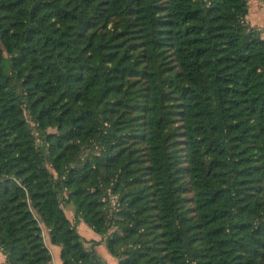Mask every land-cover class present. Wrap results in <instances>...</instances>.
I'll return each mask as SVG.
<instances>
[{
	"label": "trees",
	"instance_id": "obj_1",
	"mask_svg": "<svg viewBox=\"0 0 264 264\" xmlns=\"http://www.w3.org/2000/svg\"><path fill=\"white\" fill-rule=\"evenodd\" d=\"M248 14V0H0L4 264H53L43 226L63 264H106L81 221L119 264H264V38Z\"/></svg>",
	"mask_w": 264,
	"mask_h": 264
},
{
	"label": "crops",
	"instance_id": "obj_2",
	"mask_svg": "<svg viewBox=\"0 0 264 264\" xmlns=\"http://www.w3.org/2000/svg\"><path fill=\"white\" fill-rule=\"evenodd\" d=\"M249 3V14L247 16V23H249L252 27H254L256 30H258L262 36V38H264V0H248ZM78 226L83 229H85L87 231V235H82L85 239L89 240V241H94L97 243H100L102 238L99 234L97 233H93L90 232L89 229L87 228V225L81 221ZM43 230H44V235L46 236V227L44 228L43 226ZM89 231V232H88ZM44 236V237H45ZM45 239V243L48 247V249L50 250L54 263L55 264H63L62 260L61 261H57L56 260V256L57 258L59 257L58 255H61V248L56 246V245H50V234H47V237L44 238ZM86 248L88 249V246L86 245ZM100 248L101 249H106L107 252H105V250L103 252H100ZM97 253L102 257V259L104 260V262L106 264H119V262L117 261V259H115L107 250L106 245L104 244H100L98 245L96 248ZM88 250H92L91 248H89ZM55 251V254L53 253ZM115 259V262H114ZM117 262V263H116ZM5 263V258L3 256V254L0 252V264H4Z\"/></svg>",
	"mask_w": 264,
	"mask_h": 264
},
{
	"label": "rangeland",
	"instance_id": "obj_3",
	"mask_svg": "<svg viewBox=\"0 0 264 264\" xmlns=\"http://www.w3.org/2000/svg\"><path fill=\"white\" fill-rule=\"evenodd\" d=\"M27 119L29 120V122H30V126L32 127V129H33V131H34V133H35V135H36V137L38 138V145H42L43 144V141H42V138H41V134H40V132L36 129V126H35V124L33 123V121L31 120V118H30V116H29V114L27 113ZM53 132H55V130H52V129H50V130H48L47 131V133H53ZM98 147L97 146H95L94 148H83V150H82V152H81V154H80V156H79V158H80V161H84L87 157H89L90 156V154L93 152V151H97L98 152ZM52 170V169H51ZM53 171V170H52ZM192 196V194H188V197H191ZM117 197H115V196H112L111 197V205H112V207H111V211L109 212V216L112 218L113 217V214H115L116 212H117V208H118V203H117ZM62 207H63V209H64V211H65V213H66V215H67V217L75 224L76 223V220H75V214H76V209H75V207H74V205L73 204H69V203H67L66 202V200H65V197H63V199H62ZM45 228V227H44ZM87 228H90L88 225H87ZM77 229H78V232L81 234V235H87V231L85 230V229H83L82 227L80 228L79 226H77ZM47 228H46V232H47ZM89 231L90 232H93L94 233V231L90 228L89 229ZM88 231V232H89ZM114 231V228H111L110 229V231H109V233H108V235L110 234V233H112ZM49 233V230H48V232L46 233V236L44 235V231H43V236H45V237H47V234ZM44 237V238H45ZM106 237H107V235L104 237V236H101V238H102V240H101V242L100 243H98V244H96L94 241H89V240H87V239H85L86 241H87V243H86V245L88 246V249L89 248H91V249H94L95 251H96V247L98 246V245H100V244H104V245H106L105 244V239H106ZM50 241H51V238H50ZM50 245H53L52 244V242H50ZM105 250V252H107L106 251V249H101L100 248V252H103ZM1 252V251H0ZM97 252V251H96ZM54 254H55V251L53 252ZM98 254V253H97ZM99 255V254H98ZM4 256V255H3ZM59 257L57 258V256H56V260L57 261H61L62 259H61V255L59 254L58 255ZM100 256V255H99ZM101 257V256H100ZM5 258V257H4ZM102 258V257H101ZM103 260V259H102ZM104 261V260H103ZM118 261V260H117ZM114 262H115V259H114ZM119 262V261H118ZM117 263V262H116ZM53 264H55L54 263V260H53Z\"/></svg>",
	"mask_w": 264,
	"mask_h": 264
}]
</instances>
